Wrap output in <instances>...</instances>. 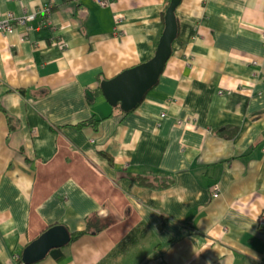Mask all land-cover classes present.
Segmentation results:
<instances>
[{"label":"crops","instance_id":"0c3cea01","mask_svg":"<svg viewBox=\"0 0 264 264\" xmlns=\"http://www.w3.org/2000/svg\"><path fill=\"white\" fill-rule=\"evenodd\" d=\"M169 1L0 0L33 15L0 25V264L54 225L69 243L33 264H264V0H181L142 102L100 89L154 55Z\"/></svg>","mask_w":264,"mask_h":264},{"label":"water","instance_id":"95a60500","mask_svg":"<svg viewBox=\"0 0 264 264\" xmlns=\"http://www.w3.org/2000/svg\"><path fill=\"white\" fill-rule=\"evenodd\" d=\"M181 0H170L164 14V28L160 35L154 55L147 61L120 72L111 79H102L100 89L112 106L128 112L142 102L145 95L160 79L166 63L172 54L173 42L178 33L176 8ZM71 237L63 225L49 227L29 243L23 250L24 264L39 262L54 248L69 243Z\"/></svg>","mask_w":264,"mask_h":264},{"label":"built area","instance_id":"2783aa9c","mask_svg":"<svg viewBox=\"0 0 264 264\" xmlns=\"http://www.w3.org/2000/svg\"><path fill=\"white\" fill-rule=\"evenodd\" d=\"M98 4L100 5H106L109 3V0H96ZM52 6L45 5L42 8L39 9L38 15L42 17V19L45 21L46 24L49 23V12L51 11ZM32 14H24L21 17H14L11 13H8L6 16V19L3 21H0V25L4 24L6 29H11L13 26V23H21V24H27L31 20ZM219 194L217 192H214L213 196L217 197ZM260 221L264 223V213L260 216Z\"/></svg>","mask_w":264,"mask_h":264},{"label":"trees","instance_id":"16d2710c","mask_svg":"<svg viewBox=\"0 0 264 264\" xmlns=\"http://www.w3.org/2000/svg\"><path fill=\"white\" fill-rule=\"evenodd\" d=\"M87 123H91V122H90V121H89V122H84V123H82V124H83V125H86ZM154 174H155V175H154ZM154 174L150 173L149 171H145L144 174H143V177H142V176L140 177V175H139L138 177L143 178L144 182L146 183L147 180H150V181H151V179H153V181H154V178H155L156 176H158V175H163L164 173H162V172H160V171H157V172H155ZM152 175H153V176H152ZM135 177L137 178V176H135ZM165 182H166L165 185H169V184L172 183V179H170V180H168V181H167V179H166ZM76 235H78V234L73 235L72 238H75Z\"/></svg>","mask_w":264,"mask_h":264},{"label":"rangeland","instance_id":"374dc122","mask_svg":"<svg viewBox=\"0 0 264 264\" xmlns=\"http://www.w3.org/2000/svg\"><path fill=\"white\" fill-rule=\"evenodd\" d=\"M218 196H219V195H218ZM218 196H217V197H218Z\"/></svg>","mask_w":264,"mask_h":264}]
</instances>
